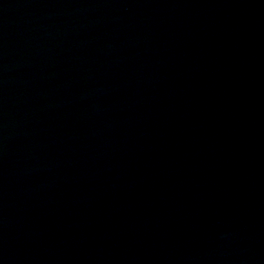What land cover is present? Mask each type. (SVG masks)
Segmentation results:
<instances>
[{"label": "water", "instance_id": "obj_1", "mask_svg": "<svg viewBox=\"0 0 264 264\" xmlns=\"http://www.w3.org/2000/svg\"><path fill=\"white\" fill-rule=\"evenodd\" d=\"M0 264H264V0H0Z\"/></svg>", "mask_w": 264, "mask_h": 264}]
</instances>
